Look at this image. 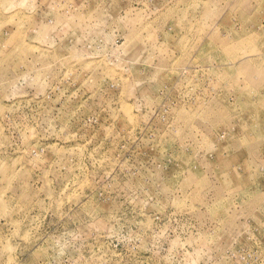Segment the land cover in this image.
Here are the masks:
<instances>
[{"label": "rangeland", "instance_id": "374dc122", "mask_svg": "<svg viewBox=\"0 0 264 264\" xmlns=\"http://www.w3.org/2000/svg\"><path fill=\"white\" fill-rule=\"evenodd\" d=\"M0 264H264V0H0Z\"/></svg>", "mask_w": 264, "mask_h": 264}]
</instances>
